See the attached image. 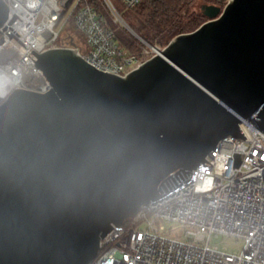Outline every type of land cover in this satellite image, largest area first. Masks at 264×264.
<instances>
[{"label": "water", "instance_id": "water-1", "mask_svg": "<svg viewBox=\"0 0 264 264\" xmlns=\"http://www.w3.org/2000/svg\"><path fill=\"white\" fill-rule=\"evenodd\" d=\"M201 9L126 78L70 49L31 53L52 88L0 98V264H91L114 226L246 139L243 122L264 132V0Z\"/></svg>", "mask_w": 264, "mask_h": 264}, {"label": "built area", "instance_id": "built-area-1", "mask_svg": "<svg viewBox=\"0 0 264 264\" xmlns=\"http://www.w3.org/2000/svg\"><path fill=\"white\" fill-rule=\"evenodd\" d=\"M4 1L9 8L4 27L14 14L22 21L16 18L10 25L20 36L9 27L0 32L3 102L16 88L42 94L52 88L35 66L33 51L70 49L97 70L122 78L156 54L125 22L113 0H98L100 7L94 0ZM215 1L223 11L232 0ZM123 2L133 9L142 0ZM113 21L145 46L141 56L121 44ZM240 128L246 139L221 140L205 158L213 166L202 162L188 182L114 226L91 264H264V132L251 122ZM168 223L182 226V237L166 231ZM215 236L243 240L242 254L228 255L212 246Z\"/></svg>", "mask_w": 264, "mask_h": 264}, {"label": "trees", "instance_id": "trees-1", "mask_svg": "<svg viewBox=\"0 0 264 264\" xmlns=\"http://www.w3.org/2000/svg\"><path fill=\"white\" fill-rule=\"evenodd\" d=\"M98 7L100 4L98 0ZM199 0H142L124 20L145 42L153 47H165L175 37L196 31L208 21L202 9L193 10ZM203 5H217L215 0H202ZM130 54L141 56L145 46L134 37L117 36ZM140 46V47H139Z\"/></svg>", "mask_w": 264, "mask_h": 264}, {"label": "rangeland", "instance_id": "rangeland-1", "mask_svg": "<svg viewBox=\"0 0 264 264\" xmlns=\"http://www.w3.org/2000/svg\"><path fill=\"white\" fill-rule=\"evenodd\" d=\"M113 1L116 5L120 15H122V17L126 18L125 15L126 14L128 15L130 13L131 9H129L126 6V4L123 2V0H113ZM202 6H203V1L199 0L194 5L193 10L200 12ZM112 27L115 30L117 36H124V37L130 36V37H134L135 39H137V37L133 33H131L126 27L122 26L120 23H116L113 21ZM158 47L164 48V47H161L159 45H158ZM140 49L142 50V52L145 51V50L143 51V48H140ZM131 225L132 224L130 222H127V224H126V226H131ZM165 229H166V231H170V229H172L173 234L175 236H178V237H182V233L184 231L182 226L175 224V223L165 224ZM211 245L217 247L220 251H223L225 254H228V255H240V254H242L243 249H244L243 240L237 239L234 237H229V236H219V237L215 236L211 239Z\"/></svg>", "mask_w": 264, "mask_h": 264}]
</instances>
